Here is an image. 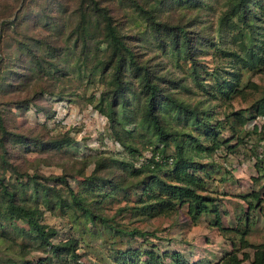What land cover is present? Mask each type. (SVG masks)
<instances>
[{"label": "rangeland", "instance_id": "374dc122", "mask_svg": "<svg viewBox=\"0 0 264 264\" xmlns=\"http://www.w3.org/2000/svg\"><path fill=\"white\" fill-rule=\"evenodd\" d=\"M233 1L0 0V264H150L152 255L217 264L229 253L252 264L264 251V113L254 108L264 98V0L250 5L248 24ZM107 15L133 62L114 53ZM145 74L174 135L165 146L144 114ZM177 145L212 199L196 219L188 203L146 209L160 192L147 190L153 175L175 182ZM161 152L174 162L157 166ZM1 184L54 231V244L71 247L55 252L30 235Z\"/></svg>", "mask_w": 264, "mask_h": 264}, {"label": "trees", "instance_id": "16d2710c", "mask_svg": "<svg viewBox=\"0 0 264 264\" xmlns=\"http://www.w3.org/2000/svg\"><path fill=\"white\" fill-rule=\"evenodd\" d=\"M255 0H234L232 10L234 14H236L239 17V21L244 24H248V13L252 14L253 11L251 12V9L249 8L251 4H254ZM3 27V22L2 24L0 23V36H1V31ZM175 29L178 32V35L182 36L184 41L188 43L189 38H187L186 32L181 29L180 27H175ZM104 30L106 36L109 38L110 43H112L116 50L114 53H118V56H120L119 61H121L124 57L125 54L127 53L128 56L131 57V62L134 60L132 59L133 54L130 51L128 45L123 42V40L119 37L117 34V31L113 25V22L110 18V16H106L105 18V24H104ZM173 41H175V44H178V41L176 39V34L173 37ZM187 46V45H185ZM188 51L190 52V46H188ZM119 61L118 67L120 66ZM118 70V69H117ZM144 74V73H143ZM144 79V88L147 91V103H146V108L144 111V114L146 118L149 120V122L154 126V129L157 131L158 134V140L161 142H164V146L166 143L171 139L174 135L170 134L165 126L163 125L161 121V117L157 114L156 112V105L159 100V95H160V89L158 86L151 81V79L148 78L147 74L143 76ZM0 81H2V77L0 75ZM225 93V92H223ZM166 100V101H165ZM160 103H162V100H159ZM165 104H171L175 110L178 109L179 112H183L186 115H188V119L195 122L196 124H203V120L200 118V116L197 114L196 111L193 109H188L184 106H182L181 103H178L176 100L167 97L164 99ZM255 112L257 115H260L264 113V98L260 101L257 102V104L254 106ZM255 116H250L249 118L244 119V123L248 122L250 119L254 118ZM206 124V123H205ZM211 132L213 134V138L218 136V129L215 127L210 126ZM2 130L6 134V126L2 125ZM175 138V137H174ZM54 147V146H53ZM177 154H176V165L174 168V178L175 182H166L164 179L159 176V175H153L151 177L150 185L147 186V190H152V186L154 184L159 185V190L160 192L158 194H150L151 197L156 198L155 202L156 204H149L148 207L146 206V209L152 208L153 206L156 207V212H168L172 211L170 206L174 204L175 201L180 202L181 204H189V214L190 216L193 217V219H196L200 214L202 215L205 212H208L209 206L208 202L212 199H207L202 193L199 192L198 189H202V183L201 180L194 175V173L190 172V168H194L196 163H194L193 159H189L185 157V155L182 153L181 147L177 145ZM157 151V150H156ZM154 150V153H157ZM162 153V152H161ZM163 155V153H162ZM160 156V160H156L155 158L152 159L151 161L154 162L157 166L160 165V162H164L165 165L169 164V160L172 159L174 162L175 158H167L166 156ZM1 187L4 189V194H7V196L10 197L8 203V212L10 215L15 216V218L18 219H24L28 226H29V234L34 235L36 237V240H40L41 243L43 242L48 243L51 245L50 247L52 250L55 252L60 250L61 248H69L71 247L70 243L67 244H54L52 242L51 236L54 233L52 229H48L47 225L44 223H40L38 218L35 216V212L31 210L30 208H27L25 206H20L17 205L16 202L14 201V194L10 193L5 189L4 185L1 184ZM168 196L169 198L167 200L164 199L163 196ZM75 199V204L80 206L82 212L84 213L85 216H87L91 222H96V220H100V222L103 225H107L110 228H112V224L109 223V221L103 217H99L95 215L89 207L85 206L82 204L81 199ZM174 206V205H173ZM217 211V210H215ZM217 223H219V218H216ZM118 232H125L124 230L120 229L117 230ZM116 231V232H117ZM131 235H139V236H146L150 235L149 233L146 232H141L140 230H133ZM169 256L168 254H163V257ZM170 256H176V255H170ZM162 257V256H161ZM150 264H164L161 263L162 261L160 260V257H154L152 255L151 260L147 261ZM252 264H264V251L261 249H258V252L255 253V258L251 262ZM168 264H189L185 262L184 260L180 259L175 261L174 263L169 262ZM217 264H243L242 260L238 259L237 255L235 253H229V255L224 256L221 260L220 263Z\"/></svg>", "mask_w": 264, "mask_h": 264}]
</instances>
